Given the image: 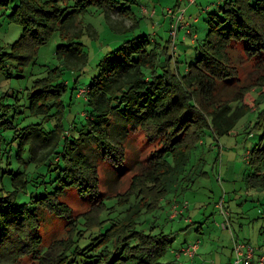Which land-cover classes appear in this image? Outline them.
Returning <instances> with one entry per match:
<instances>
[{
  "label": "trees",
  "instance_id": "1",
  "mask_svg": "<svg viewBox=\"0 0 264 264\" xmlns=\"http://www.w3.org/2000/svg\"><path fill=\"white\" fill-rule=\"evenodd\" d=\"M91 7L103 12L114 30L111 12L115 7L136 20L122 32L139 27L132 8L121 0H74L72 5L69 0H19L9 15L23 30L9 51L0 46V70L9 61L18 69L35 64L39 47L56 31L62 44L55 52L58 64L25 88L22 100L27 121L25 117L19 122L7 119L15 104L3 100L8 93L0 96V146L4 142L12 146L5 153L0 148V168L7 153L16 163L11 168L7 163L4 171L10 175V189L0 185V245L13 239L20 246L25 227L31 229L33 258L39 264H182L163 260L172 233H147L145 215L157 212L179 185L191 151L208 131L215 137L230 134L242 119L246 135L259 131L248 152L245 182L248 188L264 190V0H221L218 10L209 14L206 34L195 44L196 60L183 69L176 42L179 29L175 39L171 33L173 18L165 42L134 32L98 62L96 73L83 84L80 78L89 54L82 38L96 31L80 15ZM184 29L192 40L196 34L195 43L197 32ZM235 43H242L244 53L254 61L257 83L224 98L218 91L225 87L219 89V85L234 78L231 52ZM66 72L71 74L69 82ZM194 85L196 95L188 90ZM82 89L84 96L78 92ZM75 99L83 105L79 117L71 115ZM119 117L132 119V130L141 128L151 138L158 137L162 147L148 158L131 191L103 195L97 164L89 152L96 150L116 164L123 158L115 130L113 139L110 133L112 120L118 122ZM6 130L14 131L9 139ZM187 135L191 136L186 139ZM72 189L87 198L95 217L73 216L62 200ZM47 213L69 218V238L62 245H45L40 239L38 228ZM88 231H92L90 239Z\"/></svg>",
  "mask_w": 264,
  "mask_h": 264
},
{
  "label": "rangeland",
  "instance_id": "2",
  "mask_svg": "<svg viewBox=\"0 0 264 264\" xmlns=\"http://www.w3.org/2000/svg\"><path fill=\"white\" fill-rule=\"evenodd\" d=\"M121 1L131 7L136 18L140 20L139 27L134 32H145L160 42H165L170 36V22L178 15L174 12L180 9L185 11L184 19L178 25L176 40L182 61L179 66L183 69L196 60L195 44L206 34L209 14L218 10V3L221 0H195L194 3H189L188 0ZM3 2L0 0V46L5 51H9L10 44L21 35L23 26L9 16L19 4V0H9L5 2L6 4ZM73 2L74 0H69V5ZM177 4L180 5V9L175 11L174 7ZM80 19L85 24H90L96 31L94 36L85 34L82 38L85 50L89 54V63L80 80L86 84L96 73L98 62L105 59L104 56L117 48L127 37L135 34L122 30L131 26L136 20L124 16L116 7L111 12V21L118 31L111 27L104 13L94 7L81 13ZM184 28H188V32H197L198 40L195 43L193 40L196 34L192 40L191 35L186 34ZM184 35L185 40L182 41ZM172 37L174 39V36ZM60 44H62L60 33L56 31L47 43L39 47L37 57L33 61L35 64L18 69L13 61H9L7 68L0 70V96L8 93L3 100L5 103L15 104L7 119L19 122L25 117L24 121L28 120L26 112H23L25 102L22 97L24 99L26 94L25 88L31 86L33 79L45 74V70L58 64L55 52ZM235 47L231 52L234 78L225 86L219 85V89L221 85L222 88L225 87L222 92L218 91V95L224 98H229L241 88L248 89L255 82L257 83L258 73L252 70L254 61L244 53L242 43H235ZM175 48L176 46L172 44L173 57ZM64 77L69 82L71 74L66 72ZM194 88L195 85L188 87V90L196 95ZM16 103L20 105L16 107ZM80 103V100L75 99L72 116L79 117L83 114V105ZM214 106L216 104L209 106L208 111H212ZM20 110L23 113H20ZM32 120L37 122L38 118L34 117ZM244 120L237 124L232 133L224 136L215 137L208 131L202 137V143L191 151L186 171L179 176V185L167 194L157 212L145 215L148 223L144 230L147 233L156 234L161 231L172 233L171 247L163 257L164 261L175 259L182 264H230L234 259V240L247 242L257 249V253H264V190L248 188L245 182L249 172L248 152L257 139L259 131L252 136L246 135L243 132ZM132 127H134L132 119L119 117L118 122L112 120L111 139L115 130L116 140L123 148V158L117 164L96 150L89 152L90 157L97 164L99 187L103 195L126 194L131 191L137 181L136 177L140 176L148 158L162 147L158 137L151 138L143 129L132 130ZM13 134L12 130L4 132L7 139ZM190 136L187 135L186 139ZM19 141L20 138L14 140L15 147ZM0 148L5 153L6 149L10 151L12 146L4 142ZM12 150L15 153L16 149ZM8 155L10 154L7 153L1 161L0 168V185L3 183L6 189H10V175L4 173L7 163L10 168L16 165L14 158L9 159ZM62 200L72 209L73 216L94 214L90 202L76 190H67ZM220 203L228 212L230 224L228 229L221 227L222 223L226 222V217L221 212ZM70 230L69 218L47 213L44 222L38 228V233L45 245H51L53 242L62 245L68 240ZM29 234L31 229L23 227L24 242L20 246L13 239L6 240L0 245V264H39V259L33 258V244ZM85 234L90 239L92 231ZM198 239L201 240V244L195 256L193 258L183 256V252H180L181 248Z\"/></svg>",
  "mask_w": 264,
  "mask_h": 264
},
{
  "label": "built area",
  "instance_id": "3",
  "mask_svg": "<svg viewBox=\"0 0 264 264\" xmlns=\"http://www.w3.org/2000/svg\"><path fill=\"white\" fill-rule=\"evenodd\" d=\"M194 2H195V0H189V3H194ZM169 12H172V10H169ZM184 12H185L184 10L174 12V13L178 14L177 17H175V21H174V24L172 26V32H171L172 36H174V39L177 35L176 32L178 29V25L184 19ZM173 15L175 16V14H173ZM85 93H86V90L82 89V90H80L79 95L84 96ZM220 206H221L222 214L226 217V222L222 223L221 227L223 229H228L230 226V224L228 222L229 221L228 220V212L224 209V207L222 206V203H220ZM200 244H201V240L198 239L194 243L183 247V249L180 252H183V253L193 257L197 253V251L200 247ZM180 252H178L179 255H180ZM233 252H234V259L232 260V262L230 264H264V253L258 254L257 249L255 247L251 246L247 242L234 240Z\"/></svg>",
  "mask_w": 264,
  "mask_h": 264
},
{
  "label": "crops",
  "instance_id": "4",
  "mask_svg": "<svg viewBox=\"0 0 264 264\" xmlns=\"http://www.w3.org/2000/svg\"><path fill=\"white\" fill-rule=\"evenodd\" d=\"M183 247H184V246H183ZM183 247L181 248V250L183 249ZM181 250H180V251H181ZM182 254H183V256L191 257V256H189V255H187V254H185V253H182ZM180 256H181V255H179V257H180ZM194 256H195V255H194ZM194 256H193V257H194ZM193 257H191V258H193ZM231 262H232V260H231ZM231 262H230V263H231Z\"/></svg>",
  "mask_w": 264,
  "mask_h": 264
}]
</instances>
